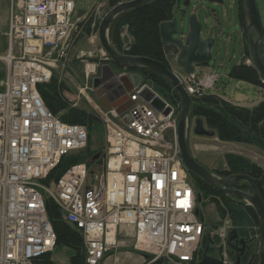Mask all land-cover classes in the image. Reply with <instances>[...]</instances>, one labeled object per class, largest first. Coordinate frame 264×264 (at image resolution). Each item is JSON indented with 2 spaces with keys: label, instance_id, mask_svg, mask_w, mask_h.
I'll list each match as a JSON object with an SVG mask.
<instances>
[{
  "label": "built area",
  "instance_id": "1",
  "mask_svg": "<svg viewBox=\"0 0 264 264\" xmlns=\"http://www.w3.org/2000/svg\"><path fill=\"white\" fill-rule=\"evenodd\" d=\"M10 4L0 89V264H39L43 254L55 250L48 197L82 233L88 264H100L122 245L147 253L151 263L162 258L198 264L210 226L196 213L198 191L181 155L176 106L164 98L156 102V92L147 99L140 83L128 92L129 105L101 109L106 143L96 161L73 162L48 182L65 155L89 146L88 126L63 120L39 88L69 57L88 15L81 13L80 0ZM77 56L85 62L86 76L97 73L99 62L91 52ZM102 56L110 59L105 50ZM180 77L191 96H198L219 75L207 70L200 81L195 71ZM168 129L177 141L165 138ZM232 227L226 216L211 230L216 246H224L225 264H234L227 244Z\"/></svg>",
  "mask_w": 264,
  "mask_h": 264
},
{
  "label": "trees",
  "instance_id": "2",
  "mask_svg": "<svg viewBox=\"0 0 264 264\" xmlns=\"http://www.w3.org/2000/svg\"><path fill=\"white\" fill-rule=\"evenodd\" d=\"M177 1L151 0L142 6L123 11L109 26L112 44L121 52L146 55L170 65L167 53L173 48L172 46L174 44L163 41L160 25L163 21L172 19ZM110 2L115 3L116 0H110ZM239 7L241 22L245 26L246 17L243 0H239ZM85 25L88 24L86 23ZM124 26L128 27L129 33L133 36V40L128 48L124 47V39H121V32ZM263 48L264 35L259 44L261 55H264L262 52ZM110 60L112 59L110 58ZM136 66L128 65L127 69ZM137 67L143 71L145 79L154 82L157 91L163 97L169 100L171 99L172 101L176 100L181 104V95L169 79L154 70L142 66ZM54 76L55 72L50 82L39 85L40 92L47 106L58 115L61 112V116H59L63 120L84 123L88 126L89 130L100 123L102 124L101 119L88 110L81 107L69 106L66 97L63 95V88L60 84H57ZM230 77L246 80L264 89V78L254 64L236 63L230 72ZM164 89H169L172 93H168ZM66 108L67 110L62 112ZM190 116H201L203 119L205 118L208 126L214 129L215 134L222 140L251 143L264 149V98L256 105L248 106L233 102L222 95L207 92L203 95L192 96ZM100 150H93L88 146L71 155H65L57 167L51 171L47 181L57 179L73 162L85 161L88 164H93L96 161L95 155ZM225 158L226 166L216 168L212 171L222 176L236 173L250 174L256 179L260 195L264 199V167L249 156L234 151L226 152ZM189 171L198 193H202V199L198 202V206L199 203L206 204L213 202L215 204L219 219H214L213 224L208 219L207 223L211 229L219 224L222 217L224 218L226 216L231 218L233 225L237 226L240 233L244 236L248 234L249 230L254 231L255 227H260V218L256 209L243 197L223 192L193 171ZM238 188L249 190L251 184L247 180H242L238 184ZM46 205L49 217L57 233L56 247L65 245L74 250V253L67 263L88 264L85 259L84 240L80 230L65 219L63 210L53 198L48 197L46 199ZM256 240L257 238H250V249H247L242 255L240 264L258 263V245H256ZM208 242L209 240L206 235L202 247L199 250V255H202L204 247ZM253 253H255V258L251 259ZM231 256L235 259L233 252H231ZM162 260L161 258L155 263H160ZM39 264H55L52 258V252L43 254L39 259Z\"/></svg>",
  "mask_w": 264,
  "mask_h": 264
},
{
  "label": "rangeland",
  "instance_id": "3",
  "mask_svg": "<svg viewBox=\"0 0 264 264\" xmlns=\"http://www.w3.org/2000/svg\"><path fill=\"white\" fill-rule=\"evenodd\" d=\"M120 0H116L119 2ZM122 1V0H121ZM84 8H82L81 13H87V24L82 27L80 36L78 37L69 57L62 61L55 70V76L57 84H60L64 97H66L69 106L81 107L92 114H95L99 117L100 111L104 107L94 91V82L97 79L96 77L101 74L102 70L108 69L111 67L115 74L123 73L121 70H128L129 73L134 78H140L143 83L149 85L153 90L163 97L156 89V85L153 81L145 79L144 73L139 69L137 64L136 67L120 68L118 64L115 63L112 59H104L102 56L104 47L101 44V41L98 36V29L100 22L103 16L110 10V8L116 3H111L110 0H83ZM196 5L198 6L196 8ZM244 6V4H243ZM10 0H0V89L3 87V80L6 77V64L3 57L8 53V36L7 31L9 29L10 22ZM175 16L177 19V25L180 32H184L185 35L189 32V17L191 13L196 12L199 20L202 24V36H214L215 43L212 47L213 57L209 63L197 65L195 71L197 73V80L200 81V78L204 75L205 71H210L213 68L219 78L215 84L209 88V93H216L222 96H229L233 99L247 100H257L260 96L262 88L254 83L248 81H241V84H237L239 79L231 78L230 72L234 65L240 60L242 54V38L246 39L248 56H250L249 48V39L245 26L242 25L239 2L238 0H224L221 2H209L205 0H191L190 5L185 4V0H178L174 8ZM185 12V13H184ZM245 12V10H244ZM183 14V15H182ZM181 16H184L182 21ZM116 19V18H115ZM114 19V20H115ZM9 21V22H8ZM179 32V33H180ZM179 33L175 36H179ZM246 34V35H245ZM108 35L110 38V27L108 30ZM254 35L257 36L256 29H254ZM231 37V38H230ZM121 39H124L123 44H126L125 36L121 34ZM111 40V38H110ZM239 41L240 44L237 47L236 58L232 59L234 54V49L236 47V41ZM112 42V41H111ZM131 43V42H130ZM231 47L230 54L227 55L226 50ZM172 47H175L173 45ZM81 50L91 52L97 62H99V69L95 75L86 76L85 71V62L82 58L78 57V53ZM179 51V47L176 46L169 50V63L171 67L179 75H189L186 73L184 67L177 61L176 54ZM264 54V48L262 49ZM264 55H262L263 58ZM249 59V60H250ZM264 59V58H263ZM112 61V62H111ZM248 64H254L253 61H249ZM141 67V66H140ZM109 71V70H106ZM96 78V79H95ZM264 78V77H263ZM168 93L170 90L164 89ZM244 98V99H243ZM172 104L178 107L177 117H179L181 104L176 100L166 99ZM64 109L62 110L65 111ZM61 116V112L59 114ZM197 116H188V127H187V141L189 148L195 158L205 165L210 170H215L216 168H223L226 166L225 153L230 151L228 143H234L229 140L225 141L220 139L216 134L214 135H203L198 134L194 131L195 119ZM100 118V117H99ZM102 122V121H101ZM178 122V121H177ZM205 126L210 128L204 118ZM103 124V123H102ZM98 124L90 130V140L89 146L90 149H102L105 146V131L104 126ZM165 138L168 140H176L177 137L173 135L172 129H168L165 132ZM216 173V172H215ZM219 174V173H217ZM220 175V174H219ZM200 214L204 219H219V215L216 211L215 204L213 202H208L206 204H200ZM225 218V217H224ZM223 217L220 219L219 224H222ZM233 224V222H232ZM210 226V225H209ZM234 226V225H233ZM216 228L212 227L210 230ZM241 234V233H240ZM207 235V234H206ZM242 235V234H241ZM244 236V235H243ZM247 239L257 238V257H258V247L260 242V227H255L254 231L249 230L248 234L245 236ZM216 242L219 241L216 237H213ZM230 248V247H229ZM74 253V250L71 247L65 245H59L55 247V250L52 252V258L55 262H69L71 255ZM143 252H138L133 249L131 245H122L115 250L100 264H154L155 262H149L148 258L144 256ZM231 256V248L230 253ZM202 257V255H200ZM234 260L235 264V259ZM158 264V263H155ZM258 264V263H257Z\"/></svg>",
  "mask_w": 264,
  "mask_h": 264
},
{
  "label": "water",
  "instance_id": "4",
  "mask_svg": "<svg viewBox=\"0 0 264 264\" xmlns=\"http://www.w3.org/2000/svg\"><path fill=\"white\" fill-rule=\"evenodd\" d=\"M151 0H122L113 5L110 10L103 16L99 29L98 36L105 51L113 58L116 64L120 68H127L128 65L137 64L142 67L154 70L161 75H164L175 89L181 95V109L178 117V143L181 148V155L184 163L189 170L193 171L218 189L223 192L235 194L243 197L249 204L253 205L260 218V242L258 247V264H264V199L260 195L258 183L256 179L247 173H236L233 175L222 176L219 175L201 162H199L192 154L187 141V127L188 116L191 111L192 96L187 91L184 83L181 80L180 75L171 67V65L165 63L156 58H152L146 55H135L127 52L119 51L111 42L108 30L114 19L123 11L142 6ZM209 2H221L224 0H205ZM191 0H185L186 5H190ZM246 24L245 28L249 39V48L251 58L254 65L258 68L262 77H264V60L259 50V44L263 38V27L260 21L259 12L256 4V0H243ZM198 6L196 5V8ZM185 13V12H184ZM183 15V14H182ZM182 21L184 16H181ZM189 32L187 35L184 32H180L177 19L173 14L172 19L163 21L160 25V31L163 41L168 43H174L179 47V51L176 54L177 61L184 67L186 73L194 72L197 65L209 63L213 57L212 47L215 43L214 36L202 37V24L196 12L191 13L189 17ZM254 29H256L257 36L254 35ZM180 32V33H179ZM179 33V36H175ZM111 71V76L115 75L114 70L107 66ZM105 70V69H104ZM128 74L119 73L116 75L117 81H123V78ZM101 79H105V76ZM95 83V82H94ZM133 83V82H132ZM134 88L124 83L122 89H120L119 99L113 104L120 105L126 98H128V91ZM141 94L147 99L155 95V91L150 88L149 85L144 83ZM156 102L162 103V97L155 95ZM105 107H108L104 104ZM194 131L198 134L214 135L216 132L214 129L207 128L205 126L204 119L201 116H197L195 119ZM99 156V152L95 155V158ZM242 180H247L251 184L249 190H243L238 188V184ZM202 199V193H198V201ZM200 212V208H196V213ZM211 224L214 223V219L209 220ZM209 242L204 247L202 257L198 264H225L224 263V246L222 244L216 246L215 239L213 238L212 231L207 232ZM227 244L231 248V252L235 254V264L241 263L242 255L247 249H250V239L240 234L237 226H233L228 232ZM148 258V254H144ZM158 264H180L172 262H161Z\"/></svg>",
  "mask_w": 264,
  "mask_h": 264
},
{
  "label": "crops",
  "instance_id": "5",
  "mask_svg": "<svg viewBox=\"0 0 264 264\" xmlns=\"http://www.w3.org/2000/svg\"><path fill=\"white\" fill-rule=\"evenodd\" d=\"M82 1L83 0H80V5H81L82 8H84V5H83ZM238 2H239V0H238ZM256 4H257L258 12H259L260 21H261V24H262V27H263V32H264V0H256ZM10 6H11V4H10ZM239 10H240V7H239ZM9 13H10V10H9ZM9 17H10V15H9ZM121 34L125 36L126 44H124V47L128 48L129 45H130V42L133 40V36L129 33L127 26L123 27V30H122ZM202 37L204 38L206 36H202ZM242 43H243L242 54H241L240 60L237 63H249V61H251L252 58L250 59V56H248L247 43H246V39L244 38V35H243V38H242ZM239 44H240V42L237 40L236 41V47L234 49V54L232 56V59L236 58V51H237V47H238ZM230 49H231V47L229 45V49L226 50L227 55L230 54ZM169 53L170 52L167 53V57L171 61V57H169L170 56ZM210 70H213V68L210 69ZM121 72H124L125 74H128V76L123 78V81L126 83V85L132 86L133 83H134V87H136L137 85L142 83L140 78H134L129 73L128 70H121ZM231 78H233V77H231ZM241 81H246V80L239 79L237 81V84H241L242 85ZM242 86L244 87V85H242ZM223 97H225V98H227L229 100H232L233 102L239 103V104L248 105V106H254V105L259 103L264 98V89L262 88L261 94L257 98V100H252V101L250 100V98H247V100H241V99H233V98H230L229 96H223ZM105 104L108 107L110 106V104L106 100H105ZM129 104H130V100L128 98H126L122 102V105L120 104L119 108H123L124 106L129 105ZM231 142H234V143H228L229 147H230V151H234V152L241 153V154H244L246 156H249L254 161L258 162L260 165H262L264 167V149L254 145V144H251V143L237 142V141H231Z\"/></svg>",
  "mask_w": 264,
  "mask_h": 264
},
{
  "label": "flooded vegetation",
  "instance_id": "6",
  "mask_svg": "<svg viewBox=\"0 0 264 264\" xmlns=\"http://www.w3.org/2000/svg\"><path fill=\"white\" fill-rule=\"evenodd\" d=\"M104 67H107V66H104ZM106 70H109V71H106ZM118 74L119 73L111 76V71L108 68V69H105L104 71L102 70L101 74L96 77L97 79L95 78L96 80L94 83V91L102 105L105 104V100H106L110 104V106H113L114 105L113 103L117 101V99H119L118 95L120 93V89L123 88L125 82L117 81L116 75ZM104 76H105V79H101ZM254 258H255V253H253V255L251 256V259H254Z\"/></svg>",
  "mask_w": 264,
  "mask_h": 264
}]
</instances>
